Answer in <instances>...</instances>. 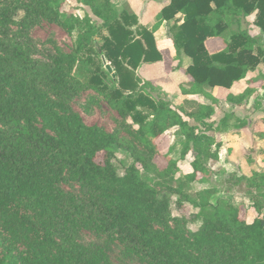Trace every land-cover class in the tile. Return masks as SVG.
Returning a JSON list of instances; mask_svg holds the SVG:
<instances>
[{"label": "trees", "instance_id": "16d2710c", "mask_svg": "<svg viewBox=\"0 0 264 264\" xmlns=\"http://www.w3.org/2000/svg\"><path fill=\"white\" fill-rule=\"evenodd\" d=\"M78 2L90 12H67L66 0H0V264H115V253L136 264H264V214L248 222L239 207L191 200L201 210L190 229L184 217L172 214L170 198L142 177L138 166L161 177L176 166L170 160L158 170L153 159L159 137L178 127L185 135L179 159L190 149L195 153L193 172L181 183L200 181L205 159L217 157L210 151L214 140L195 132L181 113L210 129L205 119L213 108L192 99L172 107L153 97L146 91L150 82L136 70L162 59L154 29L109 0ZM248 14L264 33V0H167L161 21L170 23L176 53L190 59L184 94L229 90L264 64V48L238 26ZM44 20L72 38L69 52L52 44L42 59L33 57L41 52L31 30ZM231 24L238 28L226 38ZM214 38L224 43L217 52L206 44ZM102 56L113 70V86L105 82ZM82 69L89 73L85 81ZM83 89L101 95L142 150L119 129L84 123L71 107ZM250 92V86L241 94L228 92L226 100L240 104ZM119 149L134 158L122 175L113 163ZM99 153L102 162L96 161ZM241 179L256 191L260 213L264 170Z\"/></svg>", "mask_w": 264, "mask_h": 264}, {"label": "rangeland", "instance_id": "374dc122", "mask_svg": "<svg viewBox=\"0 0 264 264\" xmlns=\"http://www.w3.org/2000/svg\"><path fill=\"white\" fill-rule=\"evenodd\" d=\"M149 1L157 6L156 3L158 0ZM63 9L71 14L78 15H82L83 12H90L89 8L82 6L78 0H66V3L63 5ZM122 10L130 11L127 6H123L117 11L120 12ZM159 10L154 11L152 14L150 24L151 27H147L145 25L143 26L147 27L149 30L157 29L162 23ZM253 17L254 16L252 14L242 17L238 26L242 29H246L252 37L256 38L258 44L264 48V33L253 24ZM237 28V25L231 24L225 37L228 38L230 32ZM164 34L172 41L170 34V24H168L164 29ZM31 37L36 48L41 52L40 54L33 55V57L37 59H42V52H44L45 48H50L52 44L58 45L65 52H69L72 48V38H70L60 26L49 23L45 20L42 21L40 25L34 27L31 30ZM212 41L217 42L218 46L211 49L208 47L211 52H217L224 48V43L221 38H214ZM164 53V64H161L160 67L162 70H164L165 74H169L168 76H170L169 71H175L174 73L178 74L179 69L186 65L188 66L190 63V59L185 54L181 52L176 53L173 42L172 44H168V49L165 50ZM101 59H103V69L106 70L105 65L108 63H106L103 56ZM93 60L96 62L99 61L98 57L96 56L93 57ZM139 67L136 70V74L140 76L143 81L149 82V79L145 80V78L140 74L141 71ZM255 70V73L252 71L248 72L246 76L237 84H243L244 90L249 86L251 87V92L248 98L240 104L243 105V103L247 102L246 104L249 106L247 109H251L252 107L254 109L255 107L254 110L259 112L256 115L251 117V114H249L247 110L243 112L242 115H240L243 116L240 118L238 116H234L232 112L222 109V115L218 114L220 116L210 123V129H206L205 126L195 122L193 119L188 118L185 114L181 113L184 120H186L190 125L196 126L197 130L195 132L212 131L211 134L215 135V133H218V131H216L213 127V123H218L216 127L217 130L225 128L229 129L230 131L233 129H237L240 132L242 130L244 131V141L236 151H234L236 146L232 147L233 151L232 149H226V147L221 148V144L213 139L214 141L210 145V151L211 153H215L217 157H209L205 159L203 165L206 168V173L199 171L197 172V176L200 178V181H192L186 185L181 183L182 180H184L185 175L193 172L191 163L194 160L195 153L192 151V149H190L187 152L185 159H179L181 149L184 147L183 140L185 135L178 129V127L168 129L163 135L159 137L158 142L160 143V147L156 149L153 159L158 170L164 169L170 163V160L176 162L175 167L167 170L166 174L161 177L157 171L145 172L141 166H138L142 177L150 178L151 186L154 184L160 193L165 194L168 198H170L172 203V214L175 216L184 217L187 220V226L190 229L196 228L198 223L196 216L201 210L198 206L193 204L194 201L199 203L206 199V202L212 205L218 202H224L223 204L228 203L235 207H239L241 216L248 222H251L259 214H264V202L259 213L253 204V196L256 195V191L250 188L244 179H241L244 176H250L254 171L264 170V123L261 122V119L264 118V68H260L258 71ZM80 73L81 80H87L89 73L85 69H82ZM113 77L114 76H112L111 73L107 72L106 70L105 82L109 86L114 85ZM184 79L187 81L182 87L188 89L190 84L188 83L187 78ZM160 88L161 82H157V80H151L146 88V91L157 99L165 98V101L171 100L170 102L173 105L171 106L174 107L175 103L172 101L174 99H168L167 94H164L162 91H160ZM223 90L224 89H216V91H214L213 89L204 88L203 93L200 94L201 100L204 102L203 104H210L211 106L214 104L219 107V100L222 102L223 99H225L222 95V92H224ZM181 91L183 92L182 89ZM91 97H95L97 100H91ZM192 100H195V102L197 101L196 99ZM71 107L76 113L80 115L84 123L87 125H98L109 132L119 129V134L121 136H126V138L129 140H132L137 149H143L142 144H140L130 134H125V132L119 128L122 121L118 113L113 108H111L103 100L101 95H98L94 90H81L79 96L71 103ZM187 107L191 108L192 106ZM211 116H209L207 119H211ZM246 118H249L250 122H248ZM222 119H224V121L220 122ZM239 119L244 120L245 123L241 124ZM127 122L132 124L130 119H128ZM132 126L136 128L137 124H133ZM230 137L232 136L229 133V141L231 140ZM253 137L255 142L252 140ZM154 143H156V141ZM102 159L103 153H99L96 157V161L102 162ZM133 160L134 158L130 151L119 149L115 153L113 163L117 169V172L122 175L125 172V168L132 164ZM169 177L172 179L167 180ZM167 186L171 187L173 190L168 189ZM174 189L180 190L182 194L180 191L177 192ZM206 191H209V193ZM181 196L183 197V199H181L182 204H177V200L181 198ZM112 261L115 264H136L134 261H130L126 257H122L121 254L117 253H115V255L112 257Z\"/></svg>", "mask_w": 264, "mask_h": 264}, {"label": "crops", "instance_id": "0c3cea01", "mask_svg": "<svg viewBox=\"0 0 264 264\" xmlns=\"http://www.w3.org/2000/svg\"><path fill=\"white\" fill-rule=\"evenodd\" d=\"M109 1L116 8V10L120 9L123 6H127V8L137 16L138 22L142 25L147 26V27H151L150 24H151V18H152L153 12L159 10V8L161 10L162 7L167 4V0H158V2L156 3L157 6L152 4L149 0H109ZM178 16H180V15H177V17ZM168 24H170L168 21H163L157 29H154L155 44H156L158 50L162 54V60L158 61V62H153V63H145V62L142 63L139 67V69L141 71L140 74L145 78V80L149 79L150 80L149 82H151V80H157V82H161V88H160L161 90L160 91H162L164 94H167L168 99H174L172 101L177 106L180 105L184 99H196L199 103H204L201 100L200 94H184L181 91V89H183L182 86L187 81L184 79L187 77L183 73L184 68H186L187 65L184 66L183 68L179 69L178 74L174 73L175 71L174 72L169 71L170 76H168L169 75L168 73L165 74L164 70H162L160 67L161 64H164V60H165V53L164 52H165V50L168 49V44L169 43L172 44V41L169 38H167L164 34V29L166 28V26ZM167 42H169V43H167ZM206 44H207V47H209L210 49L218 46L217 42L212 41V39H209L206 42ZM260 68H264V64L263 65L260 64L255 71H258ZM252 72L255 73L254 71H252ZM176 79H177V81H176ZM241 80L234 82L232 87L229 90H225V89L223 90L224 92H222V95L225 99H223L222 102H221V100H219V102H220L219 107L212 104V108H213L214 113L211 116V119L205 120L207 123L210 124L211 122H213V120H215L217 117H219L220 115H218V114L222 113V109L227 110L229 112H232L234 116H238L240 118L243 117L240 115H242L243 112H245L247 110H248V113L251 114V117L256 115L257 113H259V112L254 110L255 107H254V109H253V107L251 109H247V107H249L248 104H246L247 102L243 103V105H242V104L231 103V102L226 100V95L228 94V92H232V93L234 92V94H239V93L243 92V90H244L243 84H241V83L237 84ZM243 83H245V82H243ZM216 89L217 88H214L213 90L216 91ZM233 89H234V91H233ZM162 99L166 100L165 98H162ZM216 101H215V103H216ZM246 119L248 122H250L249 118H246ZM212 125L215 128V130L218 131L219 134L215 133V135H212L211 134L212 131H208L205 133L208 136H210L212 139H215L217 142H219L221 144V148L226 147V149L231 150L233 146H236V149H234V151H236L237 148L240 147L241 143L244 141L243 140V134H244L243 130L241 132L237 129H233L232 131H230L229 129H225V128H223L221 130H219V129L217 130L216 127H217L218 123H213ZM229 133L232 136V137H230V139H231L230 141H229ZM216 137H217V139H216ZM252 140H253V142H255L254 137L252 138ZM229 142H230V144H229ZM232 151H233V149H232Z\"/></svg>", "mask_w": 264, "mask_h": 264}, {"label": "water", "instance_id": "95a60500", "mask_svg": "<svg viewBox=\"0 0 264 264\" xmlns=\"http://www.w3.org/2000/svg\"><path fill=\"white\" fill-rule=\"evenodd\" d=\"M105 68H106L107 72L111 73V75L114 76L113 70H112V68H111V66L109 64H106Z\"/></svg>", "mask_w": 264, "mask_h": 264}]
</instances>
